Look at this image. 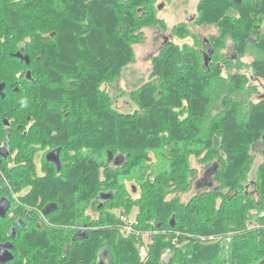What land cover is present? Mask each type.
I'll use <instances>...</instances> for the list:
<instances>
[{
	"label": "trees",
	"instance_id": "obj_1",
	"mask_svg": "<svg viewBox=\"0 0 264 264\" xmlns=\"http://www.w3.org/2000/svg\"><path fill=\"white\" fill-rule=\"evenodd\" d=\"M156 2L0 0V114L29 127L17 131L22 141L59 149L70 163L47 188L59 191L57 211L8 264H161L165 250L163 264H264V148L249 179L253 148L264 143V96L251 100L253 81H264V0H200L195 22L217 34L200 50L166 41L152 80L127 95L132 110L121 113L107 89L133 59L140 29L161 25ZM227 42L235 60L223 53ZM247 51L249 76L238 71ZM151 155L162 165L148 174ZM191 157L213 187L183 204L196 174ZM36 195L35 208L50 193ZM133 208L135 221H120Z\"/></svg>",
	"mask_w": 264,
	"mask_h": 264
},
{
	"label": "flooded vegetation",
	"instance_id": "obj_2",
	"mask_svg": "<svg viewBox=\"0 0 264 264\" xmlns=\"http://www.w3.org/2000/svg\"><path fill=\"white\" fill-rule=\"evenodd\" d=\"M21 74L19 72L16 76ZM0 85V101L6 100L7 89L4 83L0 82ZM14 114L16 111H12L11 115ZM12 123L13 117L7 119L0 114V202L6 204V207H0V251L4 252L3 257H10L6 262L0 260V264L15 260L19 243L24 239L29 240L34 227L41 228L49 224L46 217L57 211L58 206L55 205L59 201V191L47 188L53 185L52 176L62 177V172L70 164L61 156L59 149L27 142V137L22 141L17 131L26 136L29 127L21 128ZM204 175L205 169L201 179L192 182L194 189L213 187L211 179L207 181ZM42 191L50 193L51 201L48 198L44 205L38 201V207L35 208L33 196H42Z\"/></svg>",
	"mask_w": 264,
	"mask_h": 264
},
{
	"label": "rangeland",
	"instance_id": "obj_3",
	"mask_svg": "<svg viewBox=\"0 0 264 264\" xmlns=\"http://www.w3.org/2000/svg\"><path fill=\"white\" fill-rule=\"evenodd\" d=\"M199 1L200 0H157L155 4V18L161 23V25L159 24L158 26L143 27L142 29H140L142 37L139 38V40H136L135 43H133L131 46L133 59L121 68L118 76L115 77L114 82L107 89L110 97L115 100V107L118 111H120L121 113H128L132 110L127 108V95L135 91V89L140 85L152 80V78L150 77L152 71V60L157 56L161 48L164 47L166 41H168L171 46H174L181 51L185 47H195L197 50H200V43L202 44L205 39L217 34L218 28L216 27V25L208 23L199 25L195 22L197 17V5ZM190 17H192L193 19L188 21L187 19ZM180 27L186 29V36H179L180 33L177 34ZM263 28L264 26H262L261 30ZM223 53L232 56L234 60L236 59V55L234 54V50L230 42L226 43V47L223 50ZM253 55L254 54L252 51H247V53H245L238 59V71L240 74L246 76L250 75L251 71L249 69V64L253 59ZM225 75L226 74L224 73L223 76ZM253 83L256 85L258 93L251 97V100L255 102L256 100L264 96V81L254 80ZM118 89L121 91V93L117 91ZM263 148L264 143L258 144L253 148L254 162L249 175L250 180L256 175L258 165L263 161L260 153ZM156 163L162 165L160 159H157L156 157L151 155V169L148 170V174L161 171V168L158 169V167L155 166ZM190 165L196 170L194 180H200L202 177V171L205 168L201 166L194 157H191ZM152 177L153 175L151 176V178ZM204 177L207 178V181L212 178V174L208 169H205ZM119 179L126 186V188L129 189L131 186L135 187L137 192L132 194L133 198L139 196L138 186L134 179L122 176ZM203 190L205 189L196 190L194 189V186L191 185L190 189L187 192L179 195L180 202L185 204L197 192ZM248 191L252 192V187H249ZM170 197H172V195H169L167 199ZM136 212L137 209L133 208L128 216L120 215L118 213L117 214L120 217V221L125 220L126 223L128 221L132 223L135 221ZM88 213L92 214L89 211ZM249 226L250 228L255 227L254 223H249ZM122 229L129 233L132 231V226H129L127 224L125 225V223L121 222V230ZM143 242L144 244L149 243L148 234L143 235ZM144 251L145 248L143 247L141 249V256H144L143 258H145V255L143 254ZM161 255L162 256L160 257V263H166L168 261V258L170 257L169 251L165 250L161 253Z\"/></svg>",
	"mask_w": 264,
	"mask_h": 264
},
{
	"label": "water",
	"instance_id": "obj_4",
	"mask_svg": "<svg viewBox=\"0 0 264 264\" xmlns=\"http://www.w3.org/2000/svg\"><path fill=\"white\" fill-rule=\"evenodd\" d=\"M191 19H193V18L190 17V18H188L187 20L190 21ZM25 61H26V63H28L27 58H25ZM208 61H209V57H206V58L204 59V65H205V66H207ZM1 87H2V85H0V90H1ZM263 138H264V137H263ZM104 197L108 198L109 195H106V196H104ZM4 203H5V202H3V201L0 202V207H1V206L6 207V204H4ZM2 255H4V252L0 251V260H1V261L6 262V261H8V260L10 259L9 256H8V257H3Z\"/></svg>",
	"mask_w": 264,
	"mask_h": 264
}]
</instances>
